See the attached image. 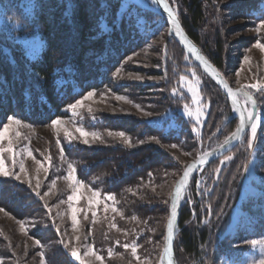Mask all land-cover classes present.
I'll use <instances>...</instances> for the list:
<instances>
[{"label":"trees","instance_id":"1","mask_svg":"<svg viewBox=\"0 0 264 264\" xmlns=\"http://www.w3.org/2000/svg\"><path fill=\"white\" fill-rule=\"evenodd\" d=\"M168 1L191 39L233 85L228 72L234 63V44L229 40L227 22L234 17L254 27L264 19L254 9L260 7V0ZM33 2L39 4L34 13L35 23L25 19ZM122 3L123 0H0V16L17 27L15 33L29 36L35 29L31 37L40 42L39 51L33 55L27 46H10L0 40V129L11 115L32 125L48 124L68 115V106L89 91L126 95L142 104L150 112L149 117L136 111L94 112L83 125L101 132L106 140L91 144L73 140L63 151L78 179L111 199L124 218L134 219L130 224L134 231L144 230L136 241H128L143 243L150 237L162 245L171 194L189 162L182 161L174 149L194 159L204 153L210 141L223 145L236 130L238 120L233 118L225 93L169 32L168 22L158 7L151 1L153 8L134 4L125 12ZM100 24L108 28L103 36H97ZM153 40H159L161 47L159 70L152 68L145 73V77L153 79L126 77L127 73L143 72L128 59ZM251 42L254 39L250 37L243 47ZM34 73L44 79H38ZM193 73L207 105L206 117L197 131L192 119L180 112L191 101L181 80L193 78ZM29 92L31 103L26 104L24 96ZM254 97L258 105L264 106L263 95L254 91ZM109 132H123L124 136L114 137ZM125 137L130 143H125ZM246 140L247 134L231 152L193 175L188 188L193 204L186 200L182 207L174 243L177 264H216L229 252L227 243L236 241L243 233L241 227L236 235L231 234L229 226L230 208L238 197L248 158ZM227 157L231 159L222 164ZM36 192L26 183L0 176V209L18 220L43 221L47 206ZM251 224L250 236L264 232L258 220ZM116 225L123 226V220ZM108 227L95 229L94 247L109 264H124L118 258L122 247L116 242H123L127 236L108 231ZM39 229L34 231L37 238H55V231ZM0 241L10 253L11 263L28 260L31 249L16 251L17 243L2 226ZM109 250L116 254L108 256ZM48 259L49 264H79L67 249L57 245H53Z\"/></svg>","mask_w":264,"mask_h":264},{"label":"rangeland","instance_id":"2","mask_svg":"<svg viewBox=\"0 0 264 264\" xmlns=\"http://www.w3.org/2000/svg\"><path fill=\"white\" fill-rule=\"evenodd\" d=\"M133 3L144 8H153L150 0H133ZM259 3L260 7H255L254 9L260 12L261 9H264V0H260ZM245 24L246 20L235 19L234 17L229 18L227 22V26H229V40L234 44L232 47L234 63L230 65L228 75L236 87L251 85L257 82L264 84V49L255 46L257 40L261 44H264V31L260 33L255 31L259 22L254 27H248ZM16 28V26H13L10 22L8 23L5 18L0 16V40L2 42L10 46L19 44L27 46L29 52L31 51L30 44L35 43L40 45L37 38L31 36H27L28 43H26L24 39L25 35L15 33ZM250 37L254 39V42H251L252 44L248 47H243L244 42H247V39L249 40ZM160 50V41L153 40L142 51L132 55L128 59V62L134 64L137 70L140 69L143 72H131L125 76L141 81L143 78V80H152L153 77H145V73L152 68L159 70ZM181 84L184 91L190 95L191 101L188 105H185L187 108H182L180 112L185 117L192 119L194 122V130L197 131L202 127L207 111V105L203 103L200 94L199 81L196 75H193V78L183 77ZM244 90L252 94L253 99H255L254 91L264 96V93L256 89L246 88ZM117 97H123V99H117ZM242 99L247 102L249 107H252L250 101H247V98L242 97ZM144 108L142 104L133 101L126 95H108L94 92V95L89 99L83 100L82 105L78 106L75 111L68 107L67 111L69 114L56 118L60 120V123L55 126L51 122L45 125H32L20 120L21 123L19 126L13 125L10 128L5 139L0 142V146L7 148L9 141H11L13 147L12 153L7 151L3 153L5 170L19 173L21 180L18 181L26 183L38 191L40 198L44 200L47 206L43 221L33 218L18 220L0 209V226L17 243L15 250L18 251L20 248L22 250H26L27 248L31 249L30 254H28V260L23 259L22 264H49L48 255L52 252L53 245L62 246L66 249L64 243H69L70 247L75 246L78 249L80 260L73 258L79 264H81V261H83V264H109L94 247L96 243L94 241L95 231L97 228L100 229L102 225L109 226L108 231L113 230L116 234H125L124 236H127L123 239V242H116V245L122 247L121 254L118 255V258L124 264L162 263V257L160 261V256H162L164 242L162 245L155 243L150 237L143 243L135 242L137 236L140 233H144V230L134 231L133 226L130 225L134 219L124 218L122 211L116 208L111 199L108 200L99 191L94 190L88 183L78 179L75 172L73 173L75 179L69 180L67 178L68 172L70 171L68 165L71 163L65 157L64 151L63 156L61 155V149L64 150V146L69 143L65 135L66 131L71 134V141L77 139L84 141L85 139L77 131V128H82L88 133L98 134V138L89 135L87 137L88 144L104 142L106 140L101 132H94L83 125L84 120L87 122L90 121L94 112L106 110L126 114L130 111H136L141 116L149 117L151 115L150 112L146 110L147 108ZM257 111L261 114V126L257 130V142L261 147H264V106L258 105L257 103ZM197 112L200 113L199 120H197ZM8 122L7 119L6 123ZM17 132L19 133L18 136L16 134ZM112 135L114 137H120L117 133L112 132ZM125 140H129V138L125 137ZM219 145L221 144H218L216 141H210L206 144L203 152L214 150ZM174 150L178 153L182 161L189 160L190 162L193 159L188 154L178 151V149ZM29 151L32 153L31 155L28 154ZM250 152L251 150H248L246 164L252 158ZM258 158L264 161V153H261ZM13 160L16 161L15 166L13 165ZM228 160L224 159L222 164H226ZM21 162L24 164V172H20L19 165ZM7 177L15 179L13 175ZM38 182L40 186L37 189L36 185ZM239 186L238 197L230 208L231 223L229 228L231 234L234 233L236 235L237 231L243 227V233L237 237L236 241L227 243L229 252L225 257L220 258L216 264H224L225 261L228 264H232V261H235L236 264H245V262L251 264L252 259H256L257 261L261 259L260 247L253 248L250 241L264 239V232H256L254 236H250L253 233H249L250 230H253L251 223L255 220H258L259 226H264V222L262 221V218H264V199L260 197L259 181L254 180L249 173L243 171ZM74 190L76 198L69 201L68 197L73 195ZM94 193H99V195H95ZM186 200L190 201V205L193 204L189 199L188 192ZM73 209H76L77 219L75 227H73L72 222ZM118 220H123L124 225H116ZM40 224V227L44 229L48 228V230L55 231V238L51 240L37 238L34 235V231L40 230ZM112 225L116 227H112ZM256 228L259 230L262 229L260 227H255L254 229ZM76 237H80V239L77 240ZM131 238L135 241L130 242L127 240ZM37 240L40 241V244H36ZM125 243L130 245L129 248H124ZM133 244L139 245L135 256H133L131 251ZM89 248L95 255L91 253L85 255V252ZM67 250L70 252L69 249ZM111 251L109 250V253ZM115 254L111 253L108 256H114ZM96 256L102 257V260H97ZM11 262L10 253L7 251L4 242L0 241V264H13Z\"/></svg>","mask_w":264,"mask_h":264},{"label":"snow or ice","instance_id":"3","mask_svg":"<svg viewBox=\"0 0 264 264\" xmlns=\"http://www.w3.org/2000/svg\"><path fill=\"white\" fill-rule=\"evenodd\" d=\"M153 4H162L163 7L168 11V15L170 17V21L172 26L175 28L176 30V34L179 35L181 37V39H183V33L181 32L180 29V23L179 20L177 18V15L175 13V11L170 7V5L167 3V0H152ZM69 7H71V5H68ZM134 3L133 0H123L122 3V8L125 12H127L130 8L134 7ZM39 7L38 2H33L30 5V9L31 11L29 12V14L25 17L26 20H30L33 23H35V15L34 13L36 12V9ZM23 15V14H22ZM69 13L66 12L65 16H68ZM259 15L264 16V9L260 10ZM101 28V31H99L97 33V36H103L105 32L108 31V28L106 25L104 24H100L99 26ZM255 31L257 33H260L261 31H264V19H260L259 20V24L256 27ZM21 32L23 33V29L21 30ZM35 33V29H33L32 33H29V36L34 35ZM19 38V37H17ZM25 42L28 43V38L27 36L24 37ZM41 43H43V38H41ZM185 43H188L187 41H185ZM255 46L257 48L260 49H264V44H261L259 40L256 41ZM30 47L32 49V54L36 55L37 52L39 51V45L32 43L30 44ZM188 49L189 51L196 55V59L200 60L203 62L204 67L207 69L208 72H210L212 74V76H219V73L211 67V65L208 64V62L206 60H204L203 56H200L197 54V50L190 44L188 43ZM245 59H247V57H245ZM33 75H35L38 79L43 80L44 77L39 76L38 73H34ZM193 75H195V73H193ZM220 83L223 84L224 88L227 89V94L232 98L231 99V103H232V107L233 110L239 113V126L236 128V130L234 132L231 133V136L233 138L236 137H244L245 136V128L247 127L248 129V133H247V140H246V150H251L250 152V156L252 157L247 164H245L243 166L244 168V172L249 173L252 178L254 180H258L259 181V186H260V197L261 199H264V161H261L258 157L261 153H264V147H261V145L258 144V135H257V130L258 128L261 126V114L259 111H257V102L255 99H253L250 96H247V93L245 92L244 94L247 97V101H250L252 107H248L247 103L245 105H240L239 101L237 99V95L239 93H241L243 91V89L246 88H252V89H256L257 91L264 93V84H261L259 82L251 84V85H242L241 88H237V89H233L231 87H229L228 83L224 80V79H220ZM94 95L93 91H89L81 100H77L74 104L69 105L68 107L70 109H72L73 111H75V109L82 105L83 100L89 99ZM117 99H123V97H117ZM24 101L26 104H30L31 103V94L30 92L28 94H26L24 96ZM187 108V106H185ZM91 110V109H89ZM189 115H192L191 113H188ZM199 115L200 113L197 112L196 116H197V120H199ZM8 123H5L3 125V129L0 130V142H2L5 139L6 134L9 133L10 128H12L13 125H17L19 126L21 121L19 119H17L15 117V115H11L8 116ZM52 125H57L60 123L59 119H55L52 120ZM77 131L80 133V135L82 137H84V143H89L87 137L89 135L93 136L94 138H98V134L97 133H88L86 132L84 129L82 128H77ZM17 136L19 135V133H16ZM66 137L69 140V143H71L72 137L70 133H65ZM109 135H112L111 132H109ZM117 135L123 137L124 133L120 132L117 133ZM59 143V141H57ZM125 143H130L129 140H125ZM225 143H228L227 140H225ZM174 147V146H173ZM7 151L9 153L13 152V147L11 144V141H9V145L7 148H4L2 146H0V176H9V175H13L15 176L16 180H21V176L19 173H15V172H11L9 170H5L4 167V159H3V153ZM29 155H31L32 153L29 151L28 152ZM61 155L63 156V149H61ZM209 155V153L205 152L203 153V157H207ZM226 159H231V157H227ZM204 160H201V163H203ZM16 161L13 160V165L15 166ZM39 163V162H38ZM195 167V165H190L188 167L187 170H185L183 172V176L182 179L179 181L178 185L176 186L175 189V193L173 195V200H172V204H171V215L167 220V237H166V246L164 247V254L168 256V264H173L172 261V240H173V235H174V228H175V222L177 219V208H178V203L179 201L182 199V192L183 189L186 186V183L189 179V175L192 171V169ZM20 168V172H24L25 168H24V164L21 162L19 165ZM69 168V172H68V176L67 178L69 180H73L75 179L73 173L76 171V169L73 167L72 164L68 165ZM30 183V181H29ZM79 183V181H78ZM199 183V182H197ZM39 182L36 185V188H39ZM35 191V189H34ZM95 195H99V193H94ZM36 195L39 196V192H36ZM76 198V193L75 190L73 192V195H70L68 197L69 201H72ZM111 198V197H108ZM89 203H91V201H89ZM113 211H115V209H113ZM211 214V209H209V215ZM93 215H95V213H93ZM76 209H73V215H72V222H73V227H75L76 224ZM207 223V221H205ZM112 227H116L115 225H112ZM77 240L80 239V237H76ZM62 243H64L62 241ZM36 244H40V241L37 240ZM250 244L253 248H256L257 246L260 247V255H261V259H259V261H257L256 259H252L251 260V264H264V239L261 240H251ZM129 244L125 243L124 244V248L127 249L129 248ZM64 247L66 249L70 250L71 256L74 257L77 260H80V255L78 254V249L75 246H71L69 245V243H64ZM137 247H139V245L133 244L131 246V251L133 256L136 255L137 252ZM89 253H91L92 255H95L94 252H92V250L89 248L88 251L85 252V255H88ZM109 255H111V252L109 253ZM97 260H102V257L100 256H96ZM163 259V258H162ZM81 264H83V261H81ZM224 264H228L227 261L224 262ZM232 264H236L235 261H232ZM245 264H247V262H245Z\"/></svg>","mask_w":264,"mask_h":264},{"label":"water","instance_id":"4","mask_svg":"<svg viewBox=\"0 0 264 264\" xmlns=\"http://www.w3.org/2000/svg\"><path fill=\"white\" fill-rule=\"evenodd\" d=\"M152 1V0H151ZM167 3L170 5V7L172 8L171 4L169 3V1L167 0ZM158 9L161 11V13L164 15V17L166 18L167 22H168V25H169V32L172 34V36L177 40V42L182 46V48L185 50L186 54L199 66V68L216 84L219 86V88L225 93V95L227 96L228 98V101L231 105V108H232V111H233V118L234 119H237L238 120V126H239V113L234 111L233 110V107H232V103H231V97L227 94V89L224 88L223 84L220 83V79H224L229 87L233 88L234 90L237 89V88H241V87H236L234 85H232L230 82H228V80L225 78V76L220 72V70L204 55V53L202 52V50L195 44V42L191 39V37L188 35V33L186 32V30L184 29L181 21L179 20L178 16V20H179V23H180V29H181V32L183 33V39H181V37L179 35L176 34V30L175 28L172 26L171 24V21H170V17L168 15V11L163 7L162 4H155ZM173 9V8H172ZM174 10V9H173ZM176 13V12H175ZM177 15V14H176ZM185 41H187L188 43H190L196 50H197V54L200 55V56H203L204 57V60H206L208 62L209 65H211L212 68H214L218 73H219V76H212V74L210 72L207 71V69L204 67V64L202 61L200 60H197L196 59V55L192 54L189 49H188V43H185ZM247 93V96H250V97H253L252 94H250L249 92H247L246 90L243 89V91L241 93H239L237 95V99L239 101V104L240 105H244L243 104V99L242 97L244 98H247L246 95L244 93ZM237 126V127H238ZM248 133V129L247 127L245 128V136L246 134ZM244 136V137H245ZM244 137H236V138H233L232 136H230L227 141L228 143H224L223 145H221L220 147H217L216 149L214 150H211V151H207V153H209V155L207 157H203V154L197 156L196 158L192 159L187 165L186 167L184 168L183 172L185 170L188 169V167L190 165H195V167L192 169L190 175H189V179L186 183V186L185 188L183 189V192H182V199L179 201L178 203V208H177V219H176V222H175V228H174V235H173V240H172V261H173V264H177L176 263V260H175V254H174V243H175V240H176V236L179 232V223H180V216H181V210H182V207L183 205L185 204L186 202V195H187V192H188V188H189V185H190V182L192 180V177L193 175L198 171L200 170L203 166L205 165H208L209 163H211L212 161L214 160H217L219 159L220 157L224 156L225 154L231 152L235 147H237L244 139ZM204 160L203 163H201V160ZM183 172L181 174V176L179 177V179L177 180L175 186H174V189L172 191V194H171V198H170V202H169V215H168V218L170 217L171 215V204H172V200H173V195L175 193V189H176V186L178 185L179 181L182 179V176H183ZM168 220V219H167ZM166 237H167V222H166V227H165V239H164V245H163V249H162V263L163 264H168V256L164 254V247L166 246Z\"/></svg>","mask_w":264,"mask_h":264},{"label":"bare ground","instance_id":"5","mask_svg":"<svg viewBox=\"0 0 264 264\" xmlns=\"http://www.w3.org/2000/svg\"><path fill=\"white\" fill-rule=\"evenodd\" d=\"M247 102L245 101V100H243V104L245 105ZM247 106H248V104H247ZM249 107V106H248Z\"/></svg>","mask_w":264,"mask_h":264}]
</instances>
